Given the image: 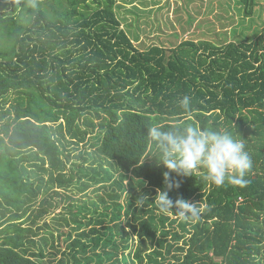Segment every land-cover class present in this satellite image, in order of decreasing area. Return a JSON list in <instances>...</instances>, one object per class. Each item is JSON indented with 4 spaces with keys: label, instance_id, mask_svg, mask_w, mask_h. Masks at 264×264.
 <instances>
[{
    "label": "trees",
    "instance_id": "16d2710c",
    "mask_svg": "<svg viewBox=\"0 0 264 264\" xmlns=\"http://www.w3.org/2000/svg\"><path fill=\"white\" fill-rule=\"evenodd\" d=\"M240 1L251 16L257 0ZM34 3L0 0V264H41L24 224L51 213L71 264H264V26L246 40L214 31L141 49L116 0ZM154 124L242 135L250 182L172 173L173 201L204 203L173 230L152 203L169 171L152 155Z\"/></svg>",
    "mask_w": 264,
    "mask_h": 264
},
{
    "label": "rangeland",
    "instance_id": "374dc122",
    "mask_svg": "<svg viewBox=\"0 0 264 264\" xmlns=\"http://www.w3.org/2000/svg\"><path fill=\"white\" fill-rule=\"evenodd\" d=\"M116 6L124 28L141 49L153 44L170 47L185 38H211L214 31H217V39H224L226 33H221L227 32L228 39L246 40L254 38L255 32L264 26V0H257L251 16L245 14L240 0H116ZM191 14L195 19L188 24ZM210 21L213 22L212 26ZM192 203H200L201 208L204 206L198 198H194ZM135 208H138L136 202ZM154 213L161 215L157 209ZM54 215L51 213L35 224L31 220L25 222L24 226H32L38 233H28L29 237H35L31 251L44 249L41 264H71L68 242L59 243L60 231ZM169 216L175 219L173 230H180L182 221L173 212ZM52 233L55 237H52ZM62 259L65 261L60 263Z\"/></svg>",
    "mask_w": 264,
    "mask_h": 264
},
{
    "label": "clouds",
    "instance_id": "9594fccd",
    "mask_svg": "<svg viewBox=\"0 0 264 264\" xmlns=\"http://www.w3.org/2000/svg\"><path fill=\"white\" fill-rule=\"evenodd\" d=\"M30 2L35 7L34 0ZM191 102V97L186 95L180 100V107L190 112ZM146 136L155 145L156 152L152 155L169 170L163 173L164 189L157 190L152 202L159 214L167 216L174 212L181 221L195 222L202 213L200 203H192L182 197L173 201L169 197L170 191L180 187L172 173L177 177H191L203 169V179L217 187L224 186L226 182L245 187L250 182L246 175L252 168L253 160L242 135L225 128L201 129L187 124L164 129L154 124L147 128ZM143 162L144 159L139 163ZM148 200V196L141 195L136 198V206L145 207Z\"/></svg>",
    "mask_w": 264,
    "mask_h": 264
}]
</instances>
